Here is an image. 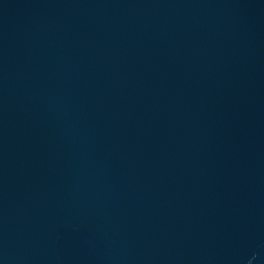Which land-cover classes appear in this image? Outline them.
Returning <instances> with one entry per match:
<instances>
[{"label": "water", "instance_id": "95a60500", "mask_svg": "<svg viewBox=\"0 0 264 264\" xmlns=\"http://www.w3.org/2000/svg\"><path fill=\"white\" fill-rule=\"evenodd\" d=\"M0 264H264V0H0Z\"/></svg>", "mask_w": 264, "mask_h": 264}]
</instances>
